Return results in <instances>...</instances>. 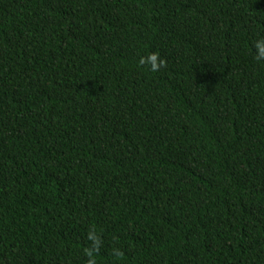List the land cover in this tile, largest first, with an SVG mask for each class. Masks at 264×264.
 <instances>
[{"label": "trees", "instance_id": "trees-1", "mask_svg": "<svg viewBox=\"0 0 264 264\" xmlns=\"http://www.w3.org/2000/svg\"><path fill=\"white\" fill-rule=\"evenodd\" d=\"M259 39L264 0H0V264L93 230L96 264H264Z\"/></svg>", "mask_w": 264, "mask_h": 264}, {"label": "clouds", "instance_id": "clouds-1", "mask_svg": "<svg viewBox=\"0 0 264 264\" xmlns=\"http://www.w3.org/2000/svg\"><path fill=\"white\" fill-rule=\"evenodd\" d=\"M253 47L255 49V58L264 60V39L255 41ZM139 63L148 64L150 70L155 72L164 66L165 61L160 57L159 52H152L147 57H141ZM88 239L92 242V248L86 250V255L89 257L87 264H96L93 253L98 249L100 241L95 230L89 232ZM116 255L119 256L120 253L117 252Z\"/></svg>", "mask_w": 264, "mask_h": 264}]
</instances>
